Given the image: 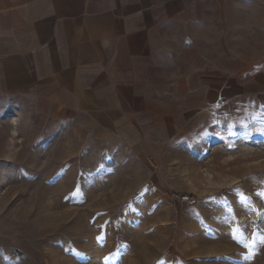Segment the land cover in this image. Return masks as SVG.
Masks as SVG:
<instances>
[{
	"label": "rangeland",
	"instance_id": "1",
	"mask_svg": "<svg viewBox=\"0 0 264 264\" xmlns=\"http://www.w3.org/2000/svg\"><path fill=\"white\" fill-rule=\"evenodd\" d=\"M204 15L115 117L0 98V264H264L262 44Z\"/></svg>",
	"mask_w": 264,
	"mask_h": 264
},
{
	"label": "crops",
	"instance_id": "2",
	"mask_svg": "<svg viewBox=\"0 0 264 264\" xmlns=\"http://www.w3.org/2000/svg\"><path fill=\"white\" fill-rule=\"evenodd\" d=\"M205 1L0 0V98L29 95L60 118L115 117L158 68L171 69L174 28L187 44ZM211 1L223 5L231 36H260V56L249 59H264V0Z\"/></svg>",
	"mask_w": 264,
	"mask_h": 264
},
{
	"label": "trees",
	"instance_id": "3",
	"mask_svg": "<svg viewBox=\"0 0 264 264\" xmlns=\"http://www.w3.org/2000/svg\"><path fill=\"white\" fill-rule=\"evenodd\" d=\"M192 199H195V197L193 195H190L188 197H185V199L183 198L182 200H192Z\"/></svg>",
	"mask_w": 264,
	"mask_h": 264
},
{
	"label": "snow or ice",
	"instance_id": "4",
	"mask_svg": "<svg viewBox=\"0 0 264 264\" xmlns=\"http://www.w3.org/2000/svg\"><path fill=\"white\" fill-rule=\"evenodd\" d=\"M261 195H264V193H261Z\"/></svg>",
	"mask_w": 264,
	"mask_h": 264
}]
</instances>
